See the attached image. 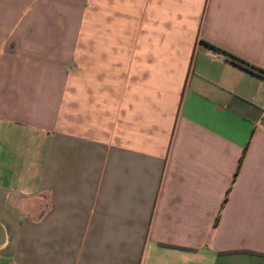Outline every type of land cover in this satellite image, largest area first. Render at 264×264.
<instances>
[{
  "label": "crops",
  "instance_id": "crops-1",
  "mask_svg": "<svg viewBox=\"0 0 264 264\" xmlns=\"http://www.w3.org/2000/svg\"><path fill=\"white\" fill-rule=\"evenodd\" d=\"M250 65L264 0H0V264H264Z\"/></svg>",
  "mask_w": 264,
  "mask_h": 264
},
{
  "label": "trees",
  "instance_id": "trees-1",
  "mask_svg": "<svg viewBox=\"0 0 264 264\" xmlns=\"http://www.w3.org/2000/svg\"><path fill=\"white\" fill-rule=\"evenodd\" d=\"M224 52H226L227 54H229L233 60H235V62L237 61L238 64H248L247 62H245L244 60L238 58L237 56L223 50ZM249 65V64H248ZM250 67H252L254 69L255 72L259 73V74H263L264 75V69L258 67V66H254V65H250ZM248 68V67H247ZM241 159H242V156H241Z\"/></svg>",
  "mask_w": 264,
  "mask_h": 264
},
{
  "label": "rangeland",
  "instance_id": "rangeland-1",
  "mask_svg": "<svg viewBox=\"0 0 264 264\" xmlns=\"http://www.w3.org/2000/svg\"><path fill=\"white\" fill-rule=\"evenodd\" d=\"M2 39H4V37H2Z\"/></svg>",
  "mask_w": 264,
  "mask_h": 264
}]
</instances>
